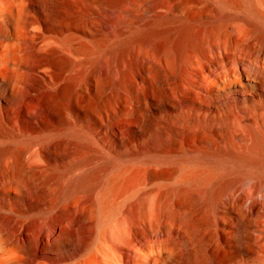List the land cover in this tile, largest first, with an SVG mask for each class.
<instances>
[{
    "label": "bare ground",
    "instance_id": "1",
    "mask_svg": "<svg viewBox=\"0 0 264 264\" xmlns=\"http://www.w3.org/2000/svg\"><path fill=\"white\" fill-rule=\"evenodd\" d=\"M244 182L264 207V0H0V264H217Z\"/></svg>",
    "mask_w": 264,
    "mask_h": 264
},
{
    "label": "rangeland",
    "instance_id": "2",
    "mask_svg": "<svg viewBox=\"0 0 264 264\" xmlns=\"http://www.w3.org/2000/svg\"><path fill=\"white\" fill-rule=\"evenodd\" d=\"M250 183L244 182L233 187L230 191L231 198H222L217 212L212 215L214 224L210 229L215 231L219 240L213 245L217 264L264 262V207L258 202L261 199L258 193L250 195ZM251 207H253V215L245 218L246 226L242 232L245 237V247L234 249L232 242L234 224ZM255 220L262 222V225L252 228Z\"/></svg>",
    "mask_w": 264,
    "mask_h": 264
}]
</instances>
